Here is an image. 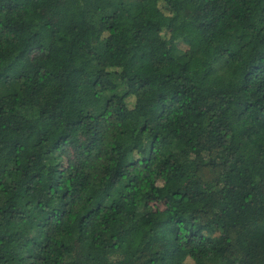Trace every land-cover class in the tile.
Masks as SVG:
<instances>
[{"label":"trees","instance_id":"obj_1","mask_svg":"<svg viewBox=\"0 0 264 264\" xmlns=\"http://www.w3.org/2000/svg\"><path fill=\"white\" fill-rule=\"evenodd\" d=\"M263 184L264 0H0V264H264Z\"/></svg>","mask_w":264,"mask_h":264},{"label":"rangeland","instance_id":"obj_2","mask_svg":"<svg viewBox=\"0 0 264 264\" xmlns=\"http://www.w3.org/2000/svg\"><path fill=\"white\" fill-rule=\"evenodd\" d=\"M45 12L47 14H50V15L52 14L51 19H52L54 24L58 23L59 18L57 16V14L55 15L50 8L46 9ZM98 37H99V34L96 32L95 33V39H97ZM256 136H257L256 129H250L249 135H248V139L250 140V143H254L257 140ZM263 188H264V184H263ZM82 246L86 249L96 248L92 243H89V242H83Z\"/></svg>","mask_w":264,"mask_h":264}]
</instances>
